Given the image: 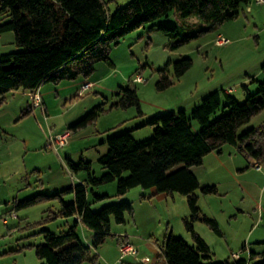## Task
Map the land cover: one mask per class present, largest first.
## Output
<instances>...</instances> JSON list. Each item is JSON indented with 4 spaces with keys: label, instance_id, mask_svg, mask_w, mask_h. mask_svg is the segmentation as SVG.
Masks as SVG:
<instances>
[{
    "label": "rangeland",
    "instance_id": "374dc122",
    "mask_svg": "<svg viewBox=\"0 0 264 264\" xmlns=\"http://www.w3.org/2000/svg\"><path fill=\"white\" fill-rule=\"evenodd\" d=\"M102 1L107 11L112 12L129 0ZM7 19V13H0V23ZM154 23L172 25L176 19L169 14ZM146 26L141 25L125 34L118 43H111L108 47L111 63L96 62L89 76L42 83L36 90L39 103L34 101V91L30 89L19 88L5 93L0 102V264H43L36 256L34 246L43 242V229L59 232L72 224L76 215L64 217L58 212L61 200L70 202L73 199L72 192L65 190L81 180L88 185L86 198L92 209L120 200L130 201L134 218L141 219L139 226L143 239L153 237L161 243L165 235L171 233L193 244L182 220L188 214L184 195L173 193L171 197L156 193V197L149 196L144 201L141 195H149L154 188L138 186L117 195L115 180L89 183L87 172L72 171L68 160L73 163L88 161L93 176L98 178L105 172L98 157L106 152L109 135L128 130L140 121L142 127L134 134L131 130V134L136 140L148 138L154 129L147 124L149 119L187 107L199 95L213 89L220 91L223 85H228L224 88L234 87L233 96L243 101L242 84L248 87L252 83L247 76L245 80V73H253L249 77L254 76L258 81L264 78L259 72L264 62V2L250 0L247 5L240 4L234 19L190 37L175 49H171L175 40L157 29L148 34ZM198 27L196 19H192L190 25L183 28V33L194 35ZM218 35L227 42L215 44ZM16 50L13 31L0 32V54ZM181 57L190 58L191 67L179 78L171 76L172 84L168 88L157 90L158 69L168 60ZM137 76L142 81H136ZM84 80L91 81L92 86L78 95ZM125 87L136 90L140 115L134 107L109 109L117 100L115 93ZM256 89L252 87L249 92L254 93ZM156 104L163 108H153ZM97 105L104 111L94 120L74 127ZM220 114L221 110H218L212 118ZM191 121L198 128V122ZM263 122L264 108L241 125L237 133ZM66 129L69 130L66 143L54 147L50 137ZM226 148L235 147L225 144L223 155L227 153ZM235 153L237 156L232 160L226 154L222 166L202 161L203 165L191 167L198 175L200 185L215 184L218 190L216 194L208 195L199 189L195 192L201 212L214 218L220 229L217 234L202 221L194 223L195 231L210 249L206 264H232L236 261L232 252H240L247 264H257L261 260L259 254L264 250V167L256 169L245 155L238 150ZM181 165L179 163L171 170ZM94 194L101 198L97 199ZM31 199L34 201L26 204ZM132 216L126 215V220L131 221ZM111 223L115 224L112 219ZM149 229L152 232L148 233ZM78 231L81 233L80 226ZM83 235L79 238L86 243ZM114 243V236L105 240L108 246L113 247ZM250 252L255 253L252 258L248 257ZM131 258L125 257L123 264H138ZM82 264L90 263L84 260Z\"/></svg>",
    "mask_w": 264,
    "mask_h": 264
},
{
    "label": "trees",
    "instance_id": "16d2710c",
    "mask_svg": "<svg viewBox=\"0 0 264 264\" xmlns=\"http://www.w3.org/2000/svg\"><path fill=\"white\" fill-rule=\"evenodd\" d=\"M249 2L129 0L109 12L102 0H0V13L8 16L0 23V32L13 31L18 47L16 51L0 54V102L5 93L13 89L36 91L46 81L57 83L78 75L89 76L96 62L111 63L108 59L111 43H118L125 34L141 25H147L148 34L157 29L175 40L171 45V49H175L190 37L234 19L239 5ZM169 14L174 15L175 24L154 23ZM192 19L199 24L198 30L194 35L183 33V28L190 25ZM191 65L192 61L187 57L168 60L158 69L156 89L168 88L172 84L170 77L179 78ZM260 70L264 76V62ZM250 82H255L257 89L250 93L247 84H242L244 100L241 102L223 89L214 90L204 95L189 114L181 108L155 115L147 121L154 127L148 138L136 140L129 129L109 135L107 150L98 157L105 172L98 178L93 176L88 161L73 163L68 160L72 171L87 172L89 183L115 180L117 195L138 186L154 188L155 193H180L186 197L188 214L182 220L193 244L171 233L166 234L161 244L166 264H206L205 261L210 259L209 247L194 229L196 221L204 222L220 234L217 221L201 212L195 193L199 189L205 195L216 194L217 187L215 184L200 185L192 166L200 165L209 152H220L223 145L230 144L252 158V165L264 167V122L237 133L241 125L264 108V78L260 81L251 78ZM115 95L117 100L109 109L134 107L138 115L142 113L134 88H120ZM218 110L221 114L212 118ZM102 111L101 105L94 106L74 127L94 120ZM191 120L198 122V128H194ZM179 163H182L180 167L171 170ZM87 186L83 180L67 188L65 191L72 192L73 199L70 202L61 200L58 214L78 216L79 221L92 230L91 246L95 248L110 236L111 219L115 223H124L126 215L132 216L133 205L130 201L120 200L92 209L86 198ZM94 195L101 198L99 194ZM33 201L28 200L26 204ZM77 221L75 219L63 231L42 230L43 242L36 244L34 250L43 264H81L84 260L99 264L97 256L90 254V245L80 240ZM254 255L250 252L248 257ZM259 255L261 260L257 264H264V250ZM232 264H247V261L239 257Z\"/></svg>",
    "mask_w": 264,
    "mask_h": 264
},
{
    "label": "crops",
    "instance_id": "0c3cea01",
    "mask_svg": "<svg viewBox=\"0 0 264 264\" xmlns=\"http://www.w3.org/2000/svg\"><path fill=\"white\" fill-rule=\"evenodd\" d=\"M218 36H220V35H218ZM259 72H261V70ZM249 74L251 75L253 73H250V72L245 73V80L246 81H247L246 76L249 79L255 78L254 76L249 77L250 76ZM225 86H228V85H223V88ZM252 87H254V88L256 87L255 82H252L251 85H249L247 87V90L249 91V89ZM223 88H220V90ZM199 89H202V88L200 87ZM214 90H217V89H213V91ZM204 95H206V94H204ZM204 95H199V97H197L196 99L191 101L190 105H188L189 107L187 106V107H182V108L185 109L186 111L190 110L195 104H197L200 101V99ZM231 95H233L232 92H231ZM180 104H182V103H180ZM179 106H182V105H179ZM157 107L163 108L159 104H156L153 106V108H157ZM193 126H194V128H197V125L195 124V122L193 123ZM139 127H142V123H140V121L135 123L132 127H129L130 128L129 130H132V134H134L136 131H138L137 129H139ZM133 130H135V131H133ZM224 146L225 145H223L221 147L220 152L211 151L208 154H206L203 158V163L206 161L207 162L211 161L214 164L222 166V164L224 163L223 157L226 154H227L226 157L231 159V160L236 158L237 155L235 152L237 150L235 148H226L227 153L225 155H223ZM246 158L248 159L249 163H253L254 160L252 158H250V157H246ZM203 163H201V164L203 165ZM236 166L237 165L235 164V167ZM216 169L219 170V168H216ZM192 171L195 174V176L197 177L198 175L196 174L195 170H192ZM197 180H198V177H197ZM81 181H83V180H81ZM208 182H210V181H208ZM206 184H208V183H206ZM155 194H156L155 192L149 193V195L145 194V196H146L145 198H147L149 196H152L154 198V197H156ZM172 196H173V194H171V197ZM145 198H144V201H145ZM75 219L78 220L77 221L78 226H80V229H81V233H79V231H78L79 236H80V234H82V235L84 234L83 236H84V240H85L86 244L90 245V254H94L97 256L99 264H123L124 263L123 259L125 257H132L131 259L138 264H166V260H165V257H164L163 251H162V246H161L164 238H163L161 243H158L156 239H153V237L143 239L141 237V230H140V226H139L141 219H139L138 217L134 218V215L131 218L132 222L129 220H125L124 223H115L114 225L111 223V225H110V233L111 234L109 237L114 236L115 243H114L113 247L105 244V241L95 248L92 247L91 246L92 230L89 229L88 227H86L85 225H83L79 221L78 216H76ZM149 232H152V229H149L148 233ZM121 241H128V242L132 243L136 247V253L135 254H127L123 258H120L118 246L121 243ZM144 257H148L149 260L147 262L142 261V258H144Z\"/></svg>",
    "mask_w": 264,
    "mask_h": 264
},
{
    "label": "built area",
    "instance_id": "2783aa9c",
    "mask_svg": "<svg viewBox=\"0 0 264 264\" xmlns=\"http://www.w3.org/2000/svg\"><path fill=\"white\" fill-rule=\"evenodd\" d=\"M253 1L256 2V3H263L264 2V0H253ZM214 42L217 45H221L223 43H226L227 39H225L222 36H217L215 38ZM135 79H136V81H142L140 76H137ZM91 86H92V82L91 81L84 80L80 84L79 89L77 91V94L78 95L82 94L85 90L89 89ZM223 90L226 93H231L234 90V87H227V88H224ZM33 98H34L35 102H37V103L40 102V98L37 95V91L33 92ZM68 136H69V130L66 129V130H63V131H61L59 133L53 134L50 137V140H51V142H52L54 147H60V146H63L66 143ZM254 165H255L256 169H260L261 168V165H259V164H254ZM5 220L6 219H3V222H5ZM118 250H119V253H120V258H123L127 254H135L136 253V247L132 243H130L128 241H121V243L118 246ZM231 256L233 258H235V259H238L240 257V252H232ZM148 260H149L148 257L142 258V261H144V262H147Z\"/></svg>",
    "mask_w": 264,
    "mask_h": 264
}]
</instances>
